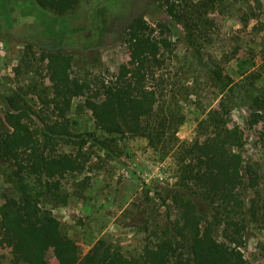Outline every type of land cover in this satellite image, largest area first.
<instances>
[{
    "label": "rangeland",
    "instance_id": "1",
    "mask_svg": "<svg viewBox=\"0 0 264 264\" xmlns=\"http://www.w3.org/2000/svg\"><path fill=\"white\" fill-rule=\"evenodd\" d=\"M166 1L85 0L77 10L61 16L42 9L34 0H0V134L8 129L5 114L11 108L27 109L32 126L41 120H60L49 104L53 81L47 65L66 54L73 58L72 78L91 86L85 96L73 100L67 116L75 132L101 135L85 99L97 93V81L114 80L129 66L127 28L133 19L143 17L155 37L173 45L172 51L164 52L160 78L150 84L187 110L179 139L194 140L198 118L229 104L226 124L231 134L242 136L243 157L258 170L264 196V110L254 105V98L264 95V0H229L227 9L211 10L201 6L203 0H170L176 16L169 13ZM205 64H217L234 79L232 103L217 95ZM251 81L254 86L245 88ZM248 92L254 94L251 99H247ZM116 143L113 158L87 145L86 171L61 180L67 203L53 207L52 212L82 256L101 238L119 244L126 255L139 252L154 229L145 230V222L165 220L163 198L177 184L174 155L161 160L147 140L139 137H123ZM63 151L74 148L57 147L56 152ZM13 169L0 165V203L13 195L9 182ZM131 173L153 189L149 200ZM11 251L10 242L0 247L2 264H11ZM241 260L264 264V231L251 229ZM48 261L56 263L52 253Z\"/></svg>",
    "mask_w": 264,
    "mask_h": 264
},
{
    "label": "trees",
    "instance_id": "2",
    "mask_svg": "<svg viewBox=\"0 0 264 264\" xmlns=\"http://www.w3.org/2000/svg\"><path fill=\"white\" fill-rule=\"evenodd\" d=\"M34 1L62 16L77 10L85 0ZM228 1L203 0L201 6L227 9ZM166 3L169 13L176 16L175 5L170 0ZM153 33L143 17L133 19L126 32L129 66H124L114 80L97 81V93L86 97L85 107L101 135L75 132L67 116L73 100L85 96L91 86L72 78L73 58L66 54H59L47 65L53 81L49 104H53L59 121L41 120L32 126L27 109L6 112L8 129L0 134V165L14 168L9 175L13 195L0 203V247L12 244L11 264H50L49 253L55 264H243L242 249L251 229L264 231L260 175L243 157L242 136L231 134L226 124L229 104L223 103L221 109L212 108L198 118L196 138L181 141L178 133L187 110L169 99L163 89L150 84L160 78L164 52L172 51L173 45ZM204 67L217 95L232 103L234 79L217 64ZM244 86L252 87L254 82ZM248 93L247 99H251L254 94ZM260 96L254 98V105L263 111L264 95ZM129 136L146 139L161 160L171 154L175 157L177 184L166 190L163 198L165 220L145 222V230L149 232L150 226L154 229L136 254L126 255L119 244L101 238L82 256L52 212L53 207L67 203L61 180L86 171L87 145L113 158L116 142ZM61 145L74 151L56 152ZM131 176L149 200L153 189L140 182L135 173Z\"/></svg>",
    "mask_w": 264,
    "mask_h": 264
}]
</instances>
